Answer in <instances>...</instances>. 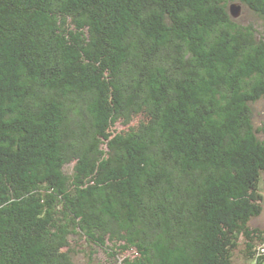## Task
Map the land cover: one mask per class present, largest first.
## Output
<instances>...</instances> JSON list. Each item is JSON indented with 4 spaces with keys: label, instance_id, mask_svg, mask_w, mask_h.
Segmentation results:
<instances>
[{
    "label": "trees",
    "instance_id": "1",
    "mask_svg": "<svg viewBox=\"0 0 264 264\" xmlns=\"http://www.w3.org/2000/svg\"><path fill=\"white\" fill-rule=\"evenodd\" d=\"M231 2L264 22V0H0V264H75L78 239L264 264V33Z\"/></svg>",
    "mask_w": 264,
    "mask_h": 264
},
{
    "label": "rangeland",
    "instance_id": "2",
    "mask_svg": "<svg viewBox=\"0 0 264 264\" xmlns=\"http://www.w3.org/2000/svg\"><path fill=\"white\" fill-rule=\"evenodd\" d=\"M233 5L240 6V16L235 19L238 23L243 26H253L256 30L259 31L260 34L264 33V22L263 20L257 16L254 12H252L246 5L240 2H231L229 4V11ZM254 122L256 127L261 128L264 126V99L254 105ZM117 128L119 130L123 129L122 126L118 125ZM71 170V167H68V171ZM264 178V175H263ZM252 226L254 228H258L264 231V212L258 218L252 222ZM73 246L76 250L81 253L77 254L74 257L75 264H118V260L114 258H110L106 253L102 251H98V254L95 256L94 261H90L85 253L89 251V247L86 245L85 241L75 240L73 242ZM234 264H254L253 262L246 261L241 252H239L234 260Z\"/></svg>",
    "mask_w": 264,
    "mask_h": 264
},
{
    "label": "water",
    "instance_id": "3",
    "mask_svg": "<svg viewBox=\"0 0 264 264\" xmlns=\"http://www.w3.org/2000/svg\"><path fill=\"white\" fill-rule=\"evenodd\" d=\"M240 6L233 5L230 9V14L233 17V19H237L240 16Z\"/></svg>",
    "mask_w": 264,
    "mask_h": 264
}]
</instances>
